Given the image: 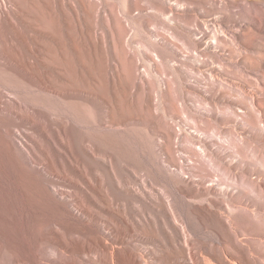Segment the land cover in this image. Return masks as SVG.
<instances>
[{
	"label": "rangeland",
	"instance_id": "374dc122",
	"mask_svg": "<svg viewBox=\"0 0 264 264\" xmlns=\"http://www.w3.org/2000/svg\"><path fill=\"white\" fill-rule=\"evenodd\" d=\"M15 2L12 23L0 18V89L13 108L0 128L29 152L13 166L37 208L17 213L0 187V264H106L103 244L118 264H181L140 232L120 245L93 229L98 214L113 225L103 233L120 234L117 204L136 216L143 176L166 200L162 189L188 191L206 241L231 247L236 235L239 264H264V0H84L74 25L52 0ZM188 180L211 190L197 196Z\"/></svg>",
	"mask_w": 264,
	"mask_h": 264
},
{
	"label": "bare ground",
	"instance_id": "6f19581e",
	"mask_svg": "<svg viewBox=\"0 0 264 264\" xmlns=\"http://www.w3.org/2000/svg\"><path fill=\"white\" fill-rule=\"evenodd\" d=\"M52 2L53 5H56V2L58 3L59 10L63 11L67 17L68 25H74L76 4L77 2L83 3L84 0H52ZM8 4H10V6H8ZM18 10L19 5H17L15 0H0L1 19L12 23V14H16L18 16ZM58 70L59 69H56V73H61ZM3 96L2 90L0 89V112L3 111L6 117H8L11 114V109H13L11 105V99H3ZM14 132L10 129L9 125L6 124L0 128V134L7 138V145L0 148V168L3 167H1V160L4 158L9 171L6 173L4 182L0 185V187L4 195L11 196L15 211L21 215H28L37 208L36 199L32 196V191L28 190L27 185L26 187L21 186L19 182L21 176L14 168L13 161L14 154H16V152H20L25 156H29V152H27L18 142L15 144V148L10 149L8 140H10V138L13 139ZM193 162H195V160H193ZM4 171L6 172L5 169ZM50 174L56 176L54 171L50 172ZM97 180V187L94 188L93 191L95 195L98 196L100 193V181L98 178ZM113 181L116 185L117 180L114 178ZM147 182V179L143 176L140 188L141 190H144V192H137L136 195L138 199L135 200V204L133 205V210L137 213L136 216L131 214V219L128 220L123 210L124 207L129 206V203L117 204V207H119L117 210L120 212L115 211V213L118 215L119 219L124 225V227H119L118 231L120 234L114 235L113 233H110L107 235L103 233V230H105V232L109 230V227L106 225V223H109L111 226L113 225L110 219L101 218L98 214L95 217L96 219H100L101 222L94 223L93 229L95 233H102L101 237H103V239L105 238L109 243H111L112 240H115L120 243V245H124L129 244V239L137 232H140L142 237L146 236L148 238H155L159 240V242L167 244L170 247V250H168L169 252H167L166 255L170 259L179 260L181 264H214L204 255L205 253L209 254L218 264L229 262L230 260L228 257H232L234 259V261H232L233 264L240 263L238 261V256L242 253V247L236 235L233 239V242H231L232 246L227 247L224 245L221 235L217 234L206 241V237L202 236L198 231L197 224L195 223V227L192 225L190 222V215H193L195 218H197L199 210L189 208V204L186 202V200L181 198V196L187 197L188 191L177 189L178 196H180V199H177L173 194H169L165 189H162V194L166 196V200L160 195L155 196L151 192L147 191ZM187 182L193 185V193L197 196L200 195L202 188L207 191V194L211 190L210 187L205 186L201 188L198 185H195L192 181L188 180ZM3 184L5 186H3ZM120 184V189L128 191L125 185H122L121 182ZM50 189L52 188L47 186V191L50 198L54 199L53 195L49 193ZM55 192L57 195L64 194L58 190ZM145 195H148L147 197L153 198V202H147L143 200L142 197ZM94 201L96 202L95 197ZM97 206L101 207L100 204ZM194 207L200 208L199 206ZM226 207L230 210L229 206ZM130 209L132 210L131 207ZM100 223L102 224V229L100 228ZM227 225L230 224L227 223ZM221 246L225 247V250L222 254L218 252V248ZM103 249L106 258V264H118L114 247H112L111 244H103ZM134 262L135 264H148L147 261L142 262V258L140 256H135Z\"/></svg>",
	"mask_w": 264,
	"mask_h": 264
}]
</instances>
